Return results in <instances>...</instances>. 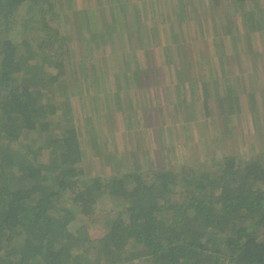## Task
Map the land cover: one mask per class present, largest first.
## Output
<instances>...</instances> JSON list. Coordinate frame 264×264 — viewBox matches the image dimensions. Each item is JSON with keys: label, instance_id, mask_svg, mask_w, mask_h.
Wrapping results in <instances>:
<instances>
[{"label": "trees", "instance_id": "16d2710c", "mask_svg": "<svg viewBox=\"0 0 264 264\" xmlns=\"http://www.w3.org/2000/svg\"><path fill=\"white\" fill-rule=\"evenodd\" d=\"M169 1L176 17L153 7L150 31L149 0H97L103 18L94 8H72L73 0H0V264H264V145L239 155L230 130V115L253 93L230 87L226 75L239 72L221 66L234 57L240 68L241 54L252 52L254 71L263 74L261 52L239 46L263 33L264 0H228L229 12L219 16L205 10L225 0ZM64 10L72 12L73 31ZM98 33L129 47L118 68L109 55L112 67L99 70L91 51ZM75 40L85 56L75 55ZM168 43L182 49L179 61ZM204 49L219 65L208 80L195 75ZM129 87L136 97L161 87L166 101L151 107V96L134 107ZM250 109L260 129L254 136L262 137ZM211 126L217 132L197 142L202 155L177 158L173 133L208 135ZM137 131L141 148L138 135L116 148L115 137ZM155 131L167 138L160 148ZM231 134L237 152L226 151Z\"/></svg>", "mask_w": 264, "mask_h": 264}, {"label": "rangeland", "instance_id": "374dc122", "mask_svg": "<svg viewBox=\"0 0 264 264\" xmlns=\"http://www.w3.org/2000/svg\"><path fill=\"white\" fill-rule=\"evenodd\" d=\"M150 3H148V5H151L150 7H148V9L146 10V15H149V19L148 17H146V21H144V24H148L149 23V28H150V31L153 29V27L155 26V22L153 21V18L156 16V14L158 13V11H154L152 10L153 7H158L160 6L161 7V10L163 13L166 14V17L167 19H170V18H175L176 15L174 13L171 12V7H168V3H176V2H172V1H169V0H149ZM175 1V0H173ZM168 2V3H166ZM193 3V2H192ZM153 4V5H152ZM175 5V4H174ZM194 5V3H193ZM208 5L211 6L210 3H208ZM229 1L228 0H225V1H222L221 2V6H220V9L219 10H214L213 7L211 8V11H209V7H207V10H205V14L208 15V12L211 14V16H219L220 14H224V13H227L229 12ZM107 6V4H105V7ZM262 6H264V1L262 3ZM72 8H77V9H81V8H85V9H88V8H94V13L96 15L97 18H103L102 16V12L100 9H102V7H99L98 3H97V0H73L72 2ZM105 9H108L105 8ZM232 10V8H231ZM109 11V10H108ZM233 11V10H232ZM64 13H66L67 15V19H70L68 20V23L67 25L65 26V28L69 31H73L74 30V21L72 20V12L71 10L69 11H66L64 10L63 11ZM189 15H191V17H196L197 16V13H196V10H192V9H189ZM198 14L200 16H204V13H203V10L200 14V12L198 11ZM219 14V15H218ZM65 15V14H64ZM153 15V16H152ZM188 15V16H189ZM65 17V16H64ZM213 18V17H212ZM93 20V19H92ZM189 21H194V19H189ZM93 23V21H92ZM158 23H161L160 21H158ZM166 25H169L168 23H166ZM207 27L208 29L205 30V34L204 32L201 30V33L202 35H207L208 33L211 32V28H210V25L209 23L207 24ZM161 27H158V30H160ZM224 31V29H223ZM190 32H192V35L197 33V25L194 24L192 25V29H190ZM68 34H72L71 32H69ZM216 34V33H215ZM166 35L165 32L163 31H159L158 33V39L159 37L163 38L164 36ZM262 35V36H261ZM97 42H98V47H95L93 48L91 51H92V56L98 60L97 61V66L100 69H105V64L107 66H111L110 62L107 63L106 62V59H105V56L108 57L109 55H112L113 56V61L116 65V67L118 68V59L120 61H124L122 59V55L124 56V52L125 51H128V46L126 43H123L121 41V39H119L117 37V35L115 37H113L111 40H107V41H103L100 37V34L98 33V37H97ZM251 38V41L249 43H246L245 40L244 41H241V44L239 46L240 49H243V46H244V43H245V47L244 49L247 47L246 45H250L254 48H257L256 51L258 52H261V57H259L260 61H262V63L264 64V30H263V33L261 34H256L255 36L253 34L250 35L249 39ZM226 39H228V37H225L223 38V40L225 41L226 43ZM247 39V38H246ZM229 41V40H228ZM169 44V47L172 51V55L174 56L175 60L176 61H179L180 60V54L182 52V49H180L179 51V54L176 52L177 49L175 46H173L171 43H168ZM210 47V46H209ZM225 50H226V46H225ZM74 52H75V55H77L78 57L81 55V56H85L86 54V47L84 45H81L80 43V40H75L74 42ZM200 53L202 54V57H201V60H202V64L203 66L201 67V69H198L196 70V77H199L200 75H202L206 80H208L207 78H209L210 75L213 74V72L219 67L218 65V61L216 62H209L207 60V51L204 49L203 50V53L202 51H200ZM226 53V51H225ZM228 53L230 55L231 54V51H228ZM185 54V53H184ZM184 54L182 55V57L184 56ZM220 54V49L219 47H217V51H216V55L218 56ZM252 52L249 54H244L242 53L241 54V59L244 58V64L241 66L240 65V68L238 66V59L237 58H234L233 55V60H234V63H230V58L227 62L226 60L223 61L224 63L221 64L222 68L225 69V71L227 72V69H228V72H229V67L230 65H233L236 67V70L238 73L237 77H235V74H229L228 76L226 75V79L228 77H231L233 78L231 83H230V87H232V85L234 86H239V88H242V90H247L248 92H252L253 93V100L246 95V97L244 98V96L242 97L244 100L240 103L241 105V113H238L239 115H237V113H233L230 115V130L232 131L231 133H234V135L238 136V152H240L239 155H245V156H248L249 154H252V153H255L260 151L259 148L260 146L263 144L264 145V134L263 136H259V137H255L254 136V132L256 131L258 134L260 132V129L259 130H254L253 128V124H252V115H253V111L250 109V107H253V109L255 110L256 112V116L260 119L261 121V129L264 133V105H263V89H264V70L263 71V74L262 72L261 73H256V71H254V68H253V62H254V59L252 58ZM186 58V56L183 57V60ZM255 63H257V58L255 59ZM112 67V66H111ZM143 67H145V62L143 64ZM227 67V68H226ZM224 73V72H223ZM198 74V75H197ZM174 84V81L172 80V83L170 85ZM121 85L122 87H125V83L124 81L121 82ZM96 86V85H95ZM93 87V86H92ZM132 87V86H130ZM129 87V88H130ZM187 87V85H186ZM113 89L116 90V82H113ZM131 91V98H132V101L134 102V107H136V105H143L144 103H146V100L153 96L154 97V101H152L151 103H148V106H151V107H158L160 106L159 103H163L166 101L165 99V96H164V91L163 89L160 87V89H158V93H156V89L155 87L152 88V90H148V96H146L144 93L143 95L139 96V97H136L134 95V91H133V88H130ZM168 95V94H167ZM121 98H122V101H124L126 99V90L124 92L121 93ZM100 99V97H99ZM159 99H162L159 101ZM241 99V97H240ZM239 99V101H240ZM105 100H107L106 97L102 98L101 99V102H104ZM138 100H141L138 101ZM110 101V100H109ZM97 103V101H96ZM111 103V106L110 107H113V103L114 101H110ZM92 105H94L92 103ZM97 106H98V103H97ZM105 106V105H104ZM161 107V106H160ZM160 107H158V109H160ZM164 108V107H162ZM140 110V109H139ZM162 112V111H161ZM142 114V113H140ZM149 115V113H148ZM242 116V118H241ZM121 117V113H118V118ZM144 117H146V113H144ZM78 120L81 121V124H82V130L85 128L83 126V123L86 124V122L84 121V118L83 116L80 114V116L77 117ZM159 119V117H158ZM152 121H154V117H152ZM154 127L157 128L160 124H157L156 121L152 122ZM198 125V128L200 127L199 124L197 123ZM104 128V126H102ZM220 127V125H219ZM116 130H122V131H126V129L121 126L120 124H118L116 127H115ZM218 130V127L216 129H214V131L212 130V126L210 127V134L207 133L204 131V134L203 135V131H201V133H198V130L193 128L192 131H190L189 134H184V132H180V136L177 137L175 133H173L172 135V141L174 144L177 145V151H178V156L177 158L178 159H183V160H186L188 159V156H189V152L191 150L195 151V150H198V154L199 155H202V147H197V142L203 138V136L205 137H208L209 136H213L214 133H216ZM138 133V134H137ZM136 134L134 133H131L129 135V137L127 139H120L118 137V139L115 137L114 138V144L116 146V148L120 151H123V149L125 148L126 145L130 146L131 144H135V135L138 137L137 140L139 142V148H141L143 146V143H142V140H141V137L139 135V132L137 131ZM201 134V135H199ZM227 135V134H226ZM154 136H155V140H153L152 142L154 143V145L157 147V148H160L162 147V143H166L167 141V138H163L161 137V135L157 133V131H155L154 133ZM231 138H233V141H231ZM261 143V145H260ZM235 146H236V141L234 139V136L232 137V134L227 136L226 138V151H231V150H234L235 149ZM255 147H259V148H255ZM235 151V150H234ZM237 152V151H235ZM201 153V154H200ZM197 154V153H196ZM159 159L160 160H165L164 157L159 156ZM99 164L101 165V161H99ZM102 168V166H101ZM99 235V232L96 231V236Z\"/></svg>", "mask_w": 264, "mask_h": 264}]
</instances>
